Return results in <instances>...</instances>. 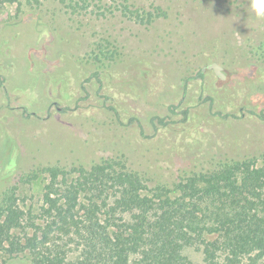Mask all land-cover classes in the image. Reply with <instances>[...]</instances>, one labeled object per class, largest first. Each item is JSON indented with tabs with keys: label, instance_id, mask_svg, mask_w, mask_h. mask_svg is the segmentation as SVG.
<instances>
[{
	"label": "rangeland",
	"instance_id": "374dc122",
	"mask_svg": "<svg viewBox=\"0 0 264 264\" xmlns=\"http://www.w3.org/2000/svg\"><path fill=\"white\" fill-rule=\"evenodd\" d=\"M251 5L252 0L0 4V197L16 186L21 208L39 217L49 182L43 169L90 170L107 161L105 186L96 195H81L85 201L106 200L101 220L113 231L128 227L133 216L113 203L120 172L138 174L150 189H174L223 164L254 159L261 166L264 18ZM33 171H39L37 178L22 179ZM201 197L195 210L211 224L214 198ZM81 231L78 236L71 229L64 240L45 246L66 242L64 251L72 252L66 260L73 264L92 245L86 226ZM185 254L204 264L197 247ZM0 264L33 262L28 250H0Z\"/></svg>",
	"mask_w": 264,
	"mask_h": 264
},
{
	"label": "trees",
	"instance_id": "16d2710c",
	"mask_svg": "<svg viewBox=\"0 0 264 264\" xmlns=\"http://www.w3.org/2000/svg\"><path fill=\"white\" fill-rule=\"evenodd\" d=\"M262 159L261 166L254 159L223 164L211 173L181 180L174 189H150L138 174L120 172L115 175L118 191L113 203L133 216L128 227L113 231L101 220L106 200L92 197L85 204L81 195H96L97 188L105 186L101 177L111 169L107 161L90 170L47 167L42 170L49 182L39 217L21 208L16 186L0 197V250H28L33 264H70L66 242L45 244L64 240L71 229L81 236L86 226L92 245L73 257V264H196L185 254L189 247L202 251L204 264L264 263V155ZM38 175L33 171L22 179ZM201 196L214 198L211 224L195 210ZM38 219L39 226L34 222Z\"/></svg>",
	"mask_w": 264,
	"mask_h": 264
},
{
	"label": "clouds",
	"instance_id": "9594fccd",
	"mask_svg": "<svg viewBox=\"0 0 264 264\" xmlns=\"http://www.w3.org/2000/svg\"><path fill=\"white\" fill-rule=\"evenodd\" d=\"M251 7L258 18H264V0H252Z\"/></svg>",
	"mask_w": 264,
	"mask_h": 264
}]
</instances>
